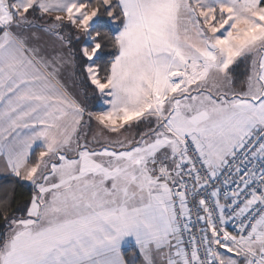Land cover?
<instances>
[{
  "label": "snow or ice",
  "instance_id": "obj_1",
  "mask_svg": "<svg viewBox=\"0 0 264 264\" xmlns=\"http://www.w3.org/2000/svg\"><path fill=\"white\" fill-rule=\"evenodd\" d=\"M0 172V264H264V0H0Z\"/></svg>",
  "mask_w": 264,
  "mask_h": 264
},
{
  "label": "trees",
  "instance_id": "obj_2",
  "mask_svg": "<svg viewBox=\"0 0 264 264\" xmlns=\"http://www.w3.org/2000/svg\"><path fill=\"white\" fill-rule=\"evenodd\" d=\"M69 49V48H68ZM240 66L236 69L234 73V79H238L240 74ZM74 77L78 87L82 92L83 106L90 111H97L101 107L97 100V95L95 94L94 86L86 79V75L83 72L82 67L78 66L74 68ZM92 125V121L90 122ZM89 125V126H90ZM12 178L5 179L4 177L0 179V199H2L9 192L12 194V207L15 209L17 207H23L27 203V198L30 193V186L26 184L16 185L13 187L11 184ZM6 231V224L2 218H0V235Z\"/></svg>",
  "mask_w": 264,
  "mask_h": 264
},
{
  "label": "crops",
  "instance_id": "obj_3",
  "mask_svg": "<svg viewBox=\"0 0 264 264\" xmlns=\"http://www.w3.org/2000/svg\"><path fill=\"white\" fill-rule=\"evenodd\" d=\"M46 38H45V37ZM42 40L40 41V44L42 45V47L44 48V50L49 54H54V53H63V55L67 58L69 57V49L68 47L65 46H60L59 41L56 40L54 37L48 36V35H44ZM45 40V41H43ZM53 43H56L58 46L56 47ZM58 47H62V50L59 49ZM247 65H241L240 66V74L238 79H234L235 81V85L236 87L242 88L244 86L243 82L246 80L247 77ZM69 72V73H68ZM66 74H68V77L72 80L70 81L67 77ZM63 82L65 83L66 87L68 88V90L76 97V99L82 104L83 100H82V92L81 89L78 87V85L76 84L75 81V77H74V68L72 67L71 64L65 65L64 69L62 70L61 73ZM94 121V120H93ZM94 122L92 123V125H90L88 127V131H90L91 127L93 126ZM144 129L143 127L141 128H137L132 134L136 135L139 134L140 132H142ZM91 130V134H92ZM106 135L111 136L112 134L106 133ZM92 135H88V139H91ZM4 177V173L0 172V179ZM127 259H133V257L131 255L126 257ZM135 259H139V257H136Z\"/></svg>",
  "mask_w": 264,
  "mask_h": 264
},
{
  "label": "rangeland",
  "instance_id": "obj_4",
  "mask_svg": "<svg viewBox=\"0 0 264 264\" xmlns=\"http://www.w3.org/2000/svg\"><path fill=\"white\" fill-rule=\"evenodd\" d=\"M69 35H71V30H69ZM45 37V36H44ZM46 38V37H45ZM43 41H45V40H43ZM56 47L58 46L56 43H53ZM59 44H60V42H59ZM60 46H61V44H60ZM59 49H61L62 50V47H58ZM69 73V72H68ZM66 77L70 80V81H72L69 77H68V74H66ZM77 84V83H76ZM82 104H83V102H82ZM94 122V124H93V126L91 127V129H90V131L91 130H93L92 131V134H91V132L90 131H88V128L86 129V131H87V133H88V135L90 136V135H95V136H97V138L98 139H102V137H100V133H99V128H98V126H97V124H96V122L95 121H92V123ZM105 135H106V133H105ZM92 138V137H91ZM89 140H91V139H89Z\"/></svg>",
  "mask_w": 264,
  "mask_h": 264
},
{
  "label": "built area",
  "instance_id": "obj_5",
  "mask_svg": "<svg viewBox=\"0 0 264 264\" xmlns=\"http://www.w3.org/2000/svg\"><path fill=\"white\" fill-rule=\"evenodd\" d=\"M200 224H202V222H200ZM228 227H229V230L235 231V229H233L231 225H229ZM197 235H199L198 232H197ZM185 239L187 240V235L185 236Z\"/></svg>",
  "mask_w": 264,
  "mask_h": 264
}]
</instances>
